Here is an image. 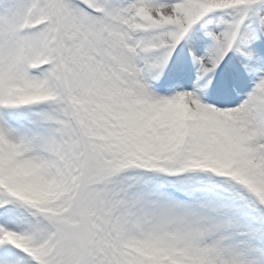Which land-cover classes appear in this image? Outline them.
Instances as JSON below:
<instances>
[{
  "label": "snow or ice",
  "instance_id": "6c2138e0",
  "mask_svg": "<svg viewBox=\"0 0 264 264\" xmlns=\"http://www.w3.org/2000/svg\"><path fill=\"white\" fill-rule=\"evenodd\" d=\"M0 264H264V0H0Z\"/></svg>",
  "mask_w": 264,
  "mask_h": 264
}]
</instances>
